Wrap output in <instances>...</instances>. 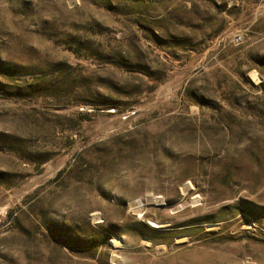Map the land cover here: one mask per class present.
I'll use <instances>...</instances> for the list:
<instances>
[{"label": "rangeland", "instance_id": "rangeland-1", "mask_svg": "<svg viewBox=\"0 0 264 264\" xmlns=\"http://www.w3.org/2000/svg\"><path fill=\"white\" fill-rule=\"evenodd\" d=\"M0 264H264V0H0Z\"/></svg>", "mask_w": 264, "mask_h": 264}]
</instances>
